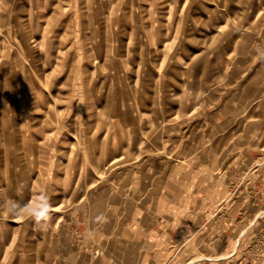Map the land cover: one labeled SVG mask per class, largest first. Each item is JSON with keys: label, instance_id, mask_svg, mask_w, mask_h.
I'll list each match as a JSON object with an SVG mask.
<instances>
[{"label": "rangeland", "instance_id": "obj_1", "mask_svg": "<svg viewBox=\"0 0 264 264\" xmlns=\"http://www.w3.org/2000/svg\"><path fill=\"white\" fill-rule=\"evenodd\" d=\"M162 210L153 264H264V0H0V264L124 263Z\"/></svg>", "mask_w": 264, "mask_h": 264}, {"label": "crops", "instance_id": "obj_2", "mask_svg": "<svg viewBox=\"0 0 264 264\" xmlns=\"http://www.w3.org/2000/svg\"><path fill=\"white\" fill-rule=\"evenodd\" d=\"M165 192L160 193V199H159V209H163L164 201L166 198L167 189L164 188ZM160 217H154L151 218H145L138 221V224L134 226L128 225V228L126 229V234L128 235L125 240H122L123 238L116 240H111V246L107 247L108 256L110 258L114 256V258H119L124 260V263L120 264H128L126 263L127 259H135L136 252H142L143 257L145 258H151L152 260L151 264L155 262V259L153 257H160V252L164 251L166 248L165 246L169 245L171 243V239L173 238L174 231H176V226L178 223V219H173V217H169L166 215V212L162 210V213L159 214ZM176 227V228H174ZM178 233V232H177ZM209 237V236H208ZM105 239V238H104ZM214 242L216 240H213ZM101 242H104V240H101ZM118 242V243H116ZM139 243L141 244V247H139ZM117 244V245H114ZM125 245V251L119 252L120 245ZM134 244L133 247L131 245ZM107 246V245H106ZM102 251L103 246L99 247ZM133 252L130 257V253ZM129 253V255H128Z\"/></svg>", "mask_w": 264, "mask_h": 264}, {"label": "clouds", "instance_id": "obj_3", "mask_svg": "<svg viewBox=\"0 0 264 264\" xmlns=\"http://www.w3.org/2000/svg\"><path fill=\"white\" fill-rule=\"evenodd\" d=\"M9 215L22 216L27 214L41 229L46 228L51 221L52 205L46 195L40 196L34 205H19L15 201H9L6 205Z\"/></svg>", "mask_w": 264, "mask_h": 264}]
</instances>
